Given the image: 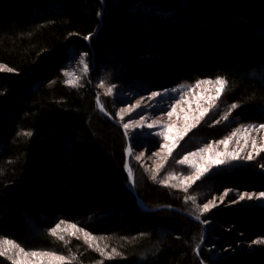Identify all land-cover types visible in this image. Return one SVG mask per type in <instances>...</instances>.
Returning <instances> with one entry per match:
<instances>
[{
    "label": "trees",
    "instance_id": "1",
    "mask_svg": "<svg viewBox=\"0 0 264 264\" xmlns=\"http://www.w3.org/2000/svg\"><path fill=\"white\" fill-rule=\"evenodd\" d=\"M127 34L129 45L123 42ZM163 35L175 39V54L178 48L189 54L191 82H228L222 97L227 107L213 118L236 103L234 126L264 123V0H0V247L11 240L29 252L64 256L69 264H222L208 249L213 219L186 201L198 195L201 182L187 192L171 187L174 179L168 186L160 183L169 174L189 173L178 156L199 151L202 138L184 139L153 180L135 152L128 161L127 147L136 149L137 135L129 129L125 135V121L106 98L112 86L145 93L171 85L179 58L162 53L169 45L157 42ZM152 51L169 64L153 65L157 57H146ZM116 52L122 53L117 62L104 60ZM85 54L97 63L94 88L70 85L65 75ZM181 72V79L187 77ZM161 73L171 74L170 80ZM97 97L122 127L102 113ZM219 131L205 136L216 139ZM235 178L264 192V179L254 174L225 179ZM109 186L111 194L102 198ZM259 211H249L253 219L245 221L254 241L264 240ZM61 221L58 235L64 240L51 235ZM203 225L207 240L199 259ZM84 232L94 239L86 242ZM245 259L264 264L261 256ZM0 264L12 262L0 256Z\"/></svg>",
    "mask_w": 264,
    "mask_h": 264
},
{
    "label": "rangeland",
    "instance_id": "2",
    "mask_svg": "<svg viewBox=\"0 0 264 264\" xmlns=\"http://www.w3.org/2000/svg\"><path fill=\"white\" fill-rule=\"evenodd\" d=\"M163 15V14H162ZM170 36L163 35L159 36L158 43H167L172 44V46H163L162 50L167 53L169 56L171 55V51L174 52L175 48L173 46V37L171 41H168ZM124 41L127 45L130 39V36L123 35ZM175 40V39H174ZM180 43H185L184 39H179ZM187 46V45H186ZM131 50V49H130ZM184 52L178 48L177 54L174 52V57L179 58L177 66H174V74L172 77L171 85L167 87H163L161 89L150 88L148 91L144 92H135L133 90H129L128 86L127 89L119 88L118 86H112L111 94L108 93L107 88L105 90L106 98L111 103L114 112L118 115V117H123L122 120L125 123L129 124L128 129L130 130L131 134L137 135L138 143L137 147L134 150L132 146H128L126 150L127 159L129 161V157L135 152L136 158L139 157L138 160L144 165V167L150 172V174L154 175L158 173L162 168H164L165 163L169 159L166 151H161L159 145L165 143L161 136L155 135L154 133L160 132L163 130V125H172L173 131L169 133L170 138L175 135V131L177 129H183L185 127L186 121L184 119L185 116L192 117L199 115V111L197 106L200 107H208L209 111L204 116L202 120L195 127L191 129L184 137L179 141V144L176 146L174 150L180 145V143L187 139L189 140L191 137H200L202 138V148L206 145H211L212 149L214 150L212 154L218 152L220 154H225L226 152L232 153L236 152L239 149H243L240 151V158L235 161L228 160L227 163L223 165L216 166L214 165L200 180L196 181L192 184L188 189H195V185L201 182L202 186L198 188V195H193L196 198V208L199 210L201 214H206V216L211 220L210 226L212 228V235L210 236L211 243L209 246V251L211 252V256L213 261L222 262V264H247L246 257L247 256H258L264 258V247H261V244L253 243V238L250 237L248 234V228L245 221H250L253 219L252 214L249 211H254L259 209L262 217L264 216V199L256 198L259 196L260 193L254 191L252 187H248L247 185L243 184L240 180H230L225 179L230 176H234L238 173H249L254 174L255 178H262L264 179V152H261L257 155L253 152L251 147L250 140L255 138L257 140V146H264V130L251 131L249 134V143L245 147V142L243 139L240 138L241 134H238L237 137H234L230 144L228 145L227 149L223 144H220L219 141L231 136V133L238 128H243L248 126V124H242L239 126H234L236 121L233 115L230 113L228 115L227 120L222 119V117L229 112V109L226 110L224 113L219 112L218 116L213 118L216 114L217 110H221L224 106L222 102V97L224 95V91L222 95L215 101V105L209 107L207 103V97L210 95H215V84H201L199 87H196L198 81H206L198 79L197 82H191L188 77L192 78V74H194L195 68H191L193 62L189 57V54ZM121 52H116L113 56H105L104 60H107L109 63H115L118 61V58L121 56ZM161 52L152 51L148 53L147 58H154L157 57L158 63H152L155 66L161 67L163 64H169V62H161L164 61L165 57ZM81 58H83L84 63L87 64V72L84 71V63H81ZM162 58V59H161ZM163 63V64H161ZM104 64V63H103ZM101 64V65H103ZM193 67V66H192ZM97 69V63H95L94 57H87L86 55L80 56V58L75 61L73 66L68 72L67 80L70 85H77L78 83L86 82L90 85L91 88H94V85L91 83V78L94 73V70ZM182 71V72H181ZM185 71L187 72L185 74ZM184 73V76L187 77L180 78L179 74ZM168 74V73H167ZM166 73L162 74L161 76L166 77L167 80H170L171 74ZM179 76V77H178ZM172 78V79H173ZM180 78V79H179ZM165 79V78H164ZM190 81V82H189ZM175 90V91H174ZM95 91V90H94ZM153 92L161 93L160 96L155 98L152 97ZM183 95V99L181 100L180 97ZM100 98L97 97V100ZM101 102L99 103L100 109ZM138 105V106H137ZM103 107V105H102ZM175 107L174 114L169 117L167 113L172 111V108ZM112 120V119H111ZM216 121H219L217 123ZM115 124L122 127L118 122L115 120L113 121ZM154 123L155 126L153 128H148L147 124ZM215 128H220L219 134L217 133L216 139H210L209 137L205 136V134L209 133L210 130H214ZM125 132V135L128 136L125 128L122 127ZM224 130H227L223 132ZM227 132V133H226ZM222 133V134H221ZM229 133V134H228ZM226 134V135H224ZM221 135H224V137ZM199 138V139H200ZM157 142V145H151L150 142ZM171 141H169L170 143ZM140 143V144H139ZM131 149L129 153L128 150ZM173 150V151H174ZM172 151V152H173ZM198 151V150H197ZM195 151V152H197ZM249 152L253 153V159L248 160L246 156ZM159 153V155H156ZM184 155L187 153H182L178 157L180 159L183 158ZM210 154L205 153L204 159L197 156L192 158L183 166L190 167L191 164L196 163L203 166L207 162V158ZM223 158L227 159V156H223ZM127 164L130 166L129 162ZM70 166V164L68 165ZM70 166V169H72ZM131 168V166H130ZM165 169V168H164ZM132 170V169H131ZM127 171V168H126ZM188 174H192L193 170L190 167L188 169ZM128 173V171H127ZM133 173V170H132ZM187 174V175H188ZM176 179H174L173 184H179V180L185 174H174ZM129 176V174H128ZM134 177V174H133ZM218 178H222L225 180H221L216 184L214 182L218 181ZM234 178V177H233ZM135 180V178H134ZM100 180L94 182L93 185H96L98 188ZM214 183V184H213ZM135 184V181H134ZM67 185L64 187L63 190ZM178 190H183L182 187H175ZM62 190V189H61ZM107 190V191H106ZM113 187L111 188H103V191L106 192L103 196H108L111 194ZM228 191V196L224 198V202L220 203V196L225 192ZM248 193L254 196L252 200H248L245 198L244 200H239V196L241 194ZM215 199L217 203V207L212 208L210 211L206 213H202L201 209L203 204L208 203L209 200ZM238 201L236 203H232V201ZM65 202V203H64ZM64 206H69L70 202L65 200ZM78 200L76 201V205L78 204ZM97 202L95 204L96 208ZM70 207V206H69ZM93 208V209H94ZM123 211L126 209L125 207L122 208ZM46 212L50 215H53L52 209H47ZM81 212V210H80ZM212 215V216H211ZM125 214L122 219L125 218ZM82 217V214L80 215ZM119 218L118 220H120ZM264 219V217H263ZM201 220V219H200ZM202 221V220H201ZM203 222V221H202ZM204 224V223H203ZM204 231L206 229V237L202 245L201 242L197 248V255L200 259V250L204 246L207 240V227L203 225ZM204 235V232H203ZM203 238V236H202ZM202 241V239H201ZM215 245V246H214ZM19 258V257H18ZM215 261V262H216ZM31 264H37L35 260L31 261Z\"/></svg>",
    "mask_w": 264,
    "mask_h": 264
},
{
    "label": "snow or ice",
    "instance_id": "3",
    "mask_svg": "<svg viewBox=\"0 0 264 264\" xmlns=\"http://www.w3.org/2000/svg\"><path fill=\"white\" fill-rule=\"evenodd\" d=\"M86 55V54H85ZM81 63H84L83 58H81ZM0 70H3L2 66H0ZM88 68H87V64L84 63V71L85 73L87 72ZM8 71H12V69H8ZM65 75H68L67 73H65ZM69 83H71V81H69ZM215 84V95H210L208 96L207 99V103L209 104V107H212L215 105V101L222 95L224 89L227 87V81L224 78H216L214 81L211 80H206V81H198L196 84V87H199L201 84ZM103 86V85H101ZM175 91V90H174ZM112 92V88L108 89V93L111 94ZM161 93L159 92H153L152 93V97L155 98L157 96H160ZM180 99H183V95H181ZM97 103L99 104V99L97 100ZM138 106V105H137ZM238 107V104L236 103H232L230 105L229 108V112L227 114H225L222 119L227 120L228 115H230L231 110H234ZM198 111H199V115L197 116H192V117H188L185 116L184 119L186 121L185 127L183 129H177L175 131V135L172 136L170 138L169 133L173 131V126L172 125H163V130L157 133H154L155 135L161 136L163 138V140L165 141V143L159 145L161 151H166L168 156H171L172 151L176 148V146L179 144V141L181 139H183V137L189 132L191 131V129L193 127L196 126V124H198L200 122V120H202L204 118V116L208 113L209 108L208 107H200L199 105L197 106ZM103 107L101 106V111H103ZM175 112V107L172 108V111H169L167 113V115L169 117H171ZM121 119H123V117L121 116ZM217 123H219V121H216ZM155 126L154 123H150L147 124L148 128H153ZM129 124L125 123L124 124V128L128 129ZM260 130H264V123H260L259 125H248L246 127L243 128H238L235 131H233L231 133V136L219 141L220 144H223L225 146V148L227 149L228 145L230 144V142L232 141V139L234 137H237L238 134H241L240 138L244 140L245 142V147L248 145L249 143V134L251 131H257L259 132ZM25 135H31V133H25ZM169 141H171L169 143ZM251 143V147L253 149V152H255L257 155H259L261 152H264V146H257V140L255 138H252L250 140ZM213 149L211 145H206L203 148H200L199 151L197 152H190L187 155H184L182 159H179L177 161V163L184 165L186 164L188 161H190L192 158L194 157H201V159H204V154L205 153H209L210 155L207 158V162L201 166L199 164L193 163L190 165V167L192 168L193 172L192 174H188V175H184L180 178L179 180V184H172L170 185L171 187H182L183 191L187 192L188 188L194 184L196 181L200 180L214 165L219 166V165H223L225 163L228 162V160L231 161H235L238 160L240 158V151H243V149H239L236 152H232V153H228L226 152L225 154H220L218 152L213 153ZM128 152H131V149L128 150ZM156 155H159V153H156ZM223 156H227V159L223 158ZM137 159H139V157H137ZM246 159L248 160H252L253 159V153L249 152L246 156ZM126 168L128 170L129 173V181L130 183H134L133 180V173L131 168L127 165L126 163ZM153 180H156V176L153 175L152 176ZM176 179L174 174H169L167 177H165L163 180L160 181V183L165 184L166 186H168V181L169 180H173ZM228 191H225L221 196H220V203L224 202V198L226 196H228ZM245 198H247L248 200H252L254 198L253 195L248 194V193H244L241 194L239 196V200H244ZM259 199H264V192L260 193L258 197ZM187 200H191L193 202V204L196 203V198L195 196H187L186 197V201ZM238 201L234 200L232 201V203H236ZM217 203L215 201V199L209 200L208 203L203 204L201 212L202 213H206L208 211H210L212 208L217 207ZM196 219H200L199 216L196 217ZM64 222L61 221L60 224H57L56 227L54 229L51 230V235L53 236H57L58 239L60 240H64V236L63 235H58V232L60 231L61 228V224H63ZM72 229H74L75 231H82L81 229L76 228L75 225H71L70 226ZM75 231H73L71 233V235H75ZM84 236L87 238V241H90L92 239H94L93 237L90 236V234L88 232H84ZM253 243L256 244H261L264 243V240H257V241H253ZM2 244L5 245L6 247H0V256H5L8 259L11 260L12 264H31L32 260H35L37 262V264H44L45 259L48 260V264H69V262L65 259L64 256H57L53 253L50 252H38V251H26L23 247L19 246L18 244H16L15 242L11 241V240H3ZM91 246V245H90ZM15 252V255H11L10 253ZM113 252L115 253V249H113ZM101 255H104V252L101 251ZM17 256L19 258H17ZM111 258V257H109Z\"/></svg>",
    "mask_w": 264,
    "mask_h": 264
},
{
    "label": "water",
    "instance_id": "4",
    "mask_svg": "<svg viewBox=\"0 0 264 264\" xmlns=\"http://www.w3.org/2000/svg\"><path fill=\"white\" fill-rule=\"evenodd\" d=\"M101 106L102 105H100V110H101ZM104 109V108H103ZM102 113H104L106 116H108L110 119H112V121H114V119L112 118V117H110V115H108L107 113H106V111H105V109L102 111ZM128 165V164H127ZM129 166V165H128ZM130 167V166H129ZM128 171V170H127ZM129 174V173H128ZM133 180H134V177H133ZM132 185H133V187H135V184L134 183H132ZM135 189V188H134ZM139 201V204L145 209V210H147V211H149L150 209H148L145 205H144V203L139 199L138 200ZM175 210H177V209H175ZM177 211H180V210H177ZM180 212H182V211H180ZM189 217L190 218H192L193 220H195V221H197L198 223H200V224H203V222L200 220V219H196V217L195 216H193V215H189ZM205 228V227H204ZM205 237H206V229H205V231H204V235H203V238H202V241H201V244L200 245H202L203 244V242H204V240H205Z\"/></svg>",
    "mask_w": 264,
    "mask_h": 264
}]
</instances>
